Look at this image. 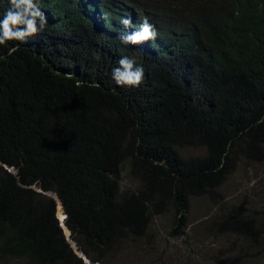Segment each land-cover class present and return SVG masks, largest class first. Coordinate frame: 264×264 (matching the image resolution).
Wrapping results in <instances>:
<instances>
[{"label": "trees", "instance_id": "16d2710c", "mask_svg": "<svg viewBox=\"0 0 264 264\" xmlns=\"http://www.w3.org/2000/svg\"><path fill=\"white\" fill-rule=\"evenodd\" d=\"M35 3L43 30L0 45V264H86L60 203L76 251L111 264L167 211L185 233L192 197L219 188L242 158L264 159V0ZM9 7L0 0V19ZM144 18L156 39L122 43ZM125 56L144 69L139 87L112 79ZM125 165L140 181L130 193ZM222 225L264 236L253 220Z\"/></svg>", "mask_w": 264, "mask_h": 264}, {"label": "rangeland", "instance_id": "374dc122", "mask_svg": "<svg viewBox=\"0 0 264 264\" xmlns=\"http://www.w3.org/2000/svg\"><path fill=\"white\" fill-rule=\"evenodd\" d=\"M202 148L185 149L198 154ZM121 191H136L140 181L127 165L120 175ZM56 215L58 211V200ZM59 219V217L57 216ZM228 219L253 220L264 231V159L242 158L229 178L205 196L190 199L185 233H173L177 226L172 213L156 216L149 236L125 240L122 247L109 254L111 264H264V236L261 241L227 232L222 223ZM60 222V221H59ZM65 236L66 234L64 229ZM70 244L76 253L75 244Z\"/></svg>", "mask_w": 264, "mask_h": 264}, {"label": "clouds", "instance_id": "9594fccd", "mask_svg": "<svg viewBox=\"0 0 264 264\" xmlns=\"http://www.w3.org/2000/svg\"><path fill=\"white\" fill-rule=\"evenodd\" d=\"M47 21L35 0H10V7L0 19V45H6L8 41L27 42L28 37L43 30ZM125 27H131L129 18L121 19ZM158 33L154 26L144 18L138 29L128 34H122L120 39L124 44H139L148 40H155ZM18 48L8 49V55H12ZM112 79L115 84L122 87H139L144 80V69L129 57H121L118 66L112 69Z\"/></svg>", "mask_w": 264, "mask_h": 264}, {"label": "water", "instance_id": "95a60500", "mask_svg": "<svg viewBox=\"0 0 264 264\" xmlns=\"http://www.w3.org/2000/svg\"><path fill=\"white\" fill-rule=\"evenodd\" d=\"M49 195V194H48ZM53 197V196H52ZM55 197H56V195H55ZM54 198V197H53ZM57 198V197H56ZM57 200H58V202L60 203V201H59V199L57 198ZM60 206H61V208H62V212H63V217L62 218H60L59 217V221H60V226L63 228V230L64 229H66L67 231H68V236H66V238H67V240L69 241L70 239H69V230L65 227V224H64V219H65V213H64V210H63V207H62V205H61V203H60ZM70 242V241H69ZM79 257H81L83 260H84V262L86 263V264H100V263H91L87 258H86V256L84 255V254H82L81 252H79V253H76Z\"/></svg>", "mask_w": 264, "mask_h": 264}]
</instances>
